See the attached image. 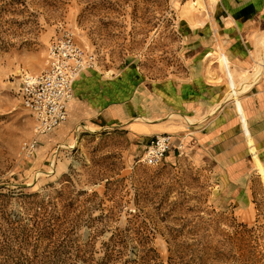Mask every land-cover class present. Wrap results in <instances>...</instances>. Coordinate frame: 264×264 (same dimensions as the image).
I'll return each mask as SVG.
<instances>
[{"label":"rangeland","instance_id":"374dc122","mask_svg":"<svg viewBox=\"0 0 264 264\" xmlns=\"http://www.w3.org/2000/svg\"><path fill=\"white\" fill-rule=\"evenodd\" d=\"M191 1L0 0V264H264L256 172L249 208L228 209L188 159L147 165L125 130L36 136L22 105V79L66 30L102 70L179 74L181 18L202 11Z\"/></svg>","mask_w":264,"mask_h":264},{"label":"crops","instance_id":"0c3cea01","mask_svg":"<svg viewBox=\"0 0 264 264\" xmlns=\"http://www.w3.org/2000/svg\"><path fill=\"white\" fill-rule=\"evenodd\" d=\"M210 10L181 18L179 74L155 79L133 67H89L74 83L62 124L75 131H129L143 149L155 135L170 134L164 158L195 163L216 180L219 205L248 209L253 174L264 182V0H214ZM219 53L229 58L236 82L250 80L224 104L232 87ZM211 59L216 81L206 75Z\"/></svg>","mask_w":264,"mask_h":264},{"label":"built area","instance_id":"2783aa9c","mask_svg":"<svg viewBox=\"0 0 264 264\" xmlns=\"http://www.w3.org/2000/svg\"><path fill=\"white\" fill-rule=\"evenodd\" d=\"M92 59L70 30L52 42L44 68L40 73L22 79V105L34 119L36 136L54 131L68 117V106L74 95V83L86 68L93 67ZM171 135H155L146 146L142 161L151 166L160 164L170 148ZM37 146V138L24 149L28 156Z\"/></svg>","mask_w":264,"mask_h":264},{"label":"bare ground","instance_id":"6f19581e","mask_svg":"<svg viewBox=\"0 0 264 264\" xmlns=\"http://www.w3.org/2000/svg\"><path fill=\"white\" fill-rule=\"evenodd\" d=\"M213 2H214V0H193V1H191V3H190V9L193 7H195L196 5H199L200 7H199V9L198 10H202V11H205V12H207V15H209L210 14V12H211V10H210V8L212 7V4H213ZM189 3V2H188ZM185 11V10H184ZM189 12V9H187L186 10V12ZM261 40V39H260ZM261 45V44H260ZM219 51V50H218ZM256 55V54H255ZM262 56L263 57H261L260 58V61H261V64L264 62V42H263V45H262ZM218 60L220 61V64H221V68H222V73H223V75L228 79V78H230V79H228V80H230L231 81V83H229V82H227V83H229L230 85H231V89H230V91L227 93V95H226V97L224 98V100H223V102H222V104H224V103H226L229 99H231L232 97H236V96H239L240 94H241V92H242V90H245V88L247 87V85H248V83H246L249 79H248V77L247 76H245V78L243 79L244 81H245V83H243V85L240 83V81H239V83L238 82H236V80H235V77H234V72H233V70H232V68H231V64H230V62H229V58H227V56L224 54V53H219V55H218ZM214 61H213V59H211L209 62H208V64H206L207 66H206V75H207V78H208V80H211V81H216L217 79H215L214 77H213V72H214V70H213V68H212V63H213ZM257 64V63H256ZM263 66V65H262ZM261 66H260V64H259V66L258 67H256V72H255V75L257 76L258 75V73H259V71L261 70ZM87 69V68H86ZM248 71V70H247ZM261 72V71H260ZM223 76V77H224ZM253 76V75H252ZM219 79H221V78H219ZM241 79V80H242ZM243 81V82H244ZM250 81V80H249ZM221 83V82H220ZM219 84V83H218ZM229 85V86H230ZM245 85V86H244ZM243 86V87H242ZM249 87V86H248ZM247 87V88H248ZM116 88V87H115ZM243 93V92H242ZM226 94V93H225ZM214 111V110H213ZM174 115H175V113H174ZM174 115H172V117H174ZM178 117H179V115H178ZM190 121L191 120H193V119H189ZM188 120V121H189ZM201 120V119H200ZM194 121V120H193ZM192 121V122H193ZM263 185H264V182H263Z\"/></svg>","mask_w":264,"mask_h":264}]
</instances>
